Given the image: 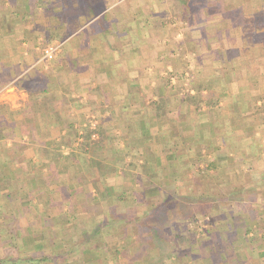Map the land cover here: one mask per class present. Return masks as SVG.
<instances>
[{
  "label": "crops",
  "instance_id": "obj_1",
  "mask_svg": "<svg viewBox=\"0 0 264 264\" xmlns=\"http://www.w3.org/2000/svg\"><path fill=\"white\" fill-rule=\"evenodd\" d=\"M152 1L0 0V264H233L264 219V0Z\"/></svg>",
  "mask_w": 264,
  "mask_h": 264
},
{
  "label": "rangeland",
  "instance_id": "obj_2",
  "mask_svg": "<svg viewBox=\"0 0 264 264\" xmlns=\"http://www.w3.org/2000/svg\"><path fill=\"white\" fill-rule=\"evenodd\" d=\"M155 1L157 2V4L158 3L159 4H163L164 2H166V0H153L152 2H155ZM143 2H145V1H143ZM194 2H195V0H194ZM167 3L169 5L175 6L176 4L177 5L179 4V0H167ZM190 3H191V1H190ZM261 9H263V6H262ZM98 12L99 11H97L95 13H98ZM263 12L264 11L261 10V14H259V10H254L253 11V15L251 17H249L250 18L249 19L250 24H252L254 26L261 24L263 26V24H262L263 18H264V13ZM85 19L88 20V17L85 16ZM56 43L61 44L60 42H54L52 44H56ZM49 45H51V44H49ZM47 46L48 45H45L44 47H42L40 49V54L39 55H41L42 58L41 57L40 58L42 60H43V50ZM61 51H62V48H61ZM61 51H60V53H61ZM43 61L47 62L45 60H43ZM50 62L51 61H49L47 63H50ZM183 210H185V209H183ZM185 211H189V210H185ZM190 213H191V211H190ZM237 217L232 216L233 219H236ZM191 219H197V220L189 223L190 232L192 231L191 232L192 233L191 239L193 240L192 243L195 244L194 247H196V249L199 248V246L200 247H204L205 246L204 244H209L211 242V240H209V237L212 236V235H213V237H215L216 234H217V232H214L216 230H213L214 226H213V223L211 222V220L212 219L220 220V216L219 215L218 216H214L212 211H206L205 213H200L199 214V210H198L197 216L194 217V218H191ZM254 220H256L257 223L256 224L253 223L252 226H250L251 227V232L249 233L250 234V238H248V239L246 238V240H244V243L240 244L241 250H236V252H242L243 251V253H242V255H240L241 256L240 258L237 255L235 256V259H234L235 261L233 262V264H241V263L245 264V261H246V258H247V254L249 255V253H248L249 249L248 248L256 247L258 250H262V252L264 253V219L257 218V219H254ZM222 226H224V225H222ZM247 228H248V226H247ZM245 232H246V230L243 231V234ZM236 239H238L237 241H239V238L237 237V235H236ZM189 246L190 245H188V247ZM217 247H218V250L221 251V250H224L225 247H227V246H224L222 244V246L217 245ZM249 258H250V256H249ZM0 259L4 260L6 258L0 257ZM216 259L218 261V258H216ZM251 259L255 260L257 258L251 257ZM9 260L11 261V259H9ZM6 263H8V262H6Z\"/></svg>",
  "mask_w": 264,
  "mask_h": 264
},
{
  "label": "built area",
  "instance_id": "obj_3",
  "mask_svg": "<svg viewBox=\"0 0 264 264\" xmlns=\"http://www.w3.org/2000/svg\"><path fill=\"white\" fill-rule=\"evenodd\" d=\"M62 44H51L44 48L43 50V60L49 62L54 60L60 53Z\"/></svg>",
  "mask_w": 264,
  "mask_h": 264
},
{
  "label": "trees",
  "instance_id": "obj_4",
  "mask_svg": "<svg viewBox=\"0 0 264 264\" xmlns=\"http://www.w3.org/2000/svg\"><path fill=\"white\" fill-rule=\"evenodd\" d=\"M251 231L250 230H247L246 232H245V239L244 240H246V238H247V235L250 233ZM242 243H244V241H241L240 242V244H242ZM239 244V245H240ZM239 258L241 257L240 255H237ZM248 260H249V255H248V258H247Z\"/></svg>",
  "mask_w": 264,
  "mask_h": 264
}]
</instances>
